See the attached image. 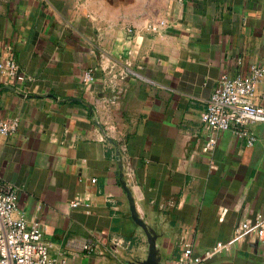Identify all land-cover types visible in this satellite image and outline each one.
I'll list each match as a JSON object with an SVG mask.
<instances>
[{"label": "crops", "instance_id": "crops-1", "mask_svg": "<svg viewBox=\"0 0 264 264\" xmlns=\"http://www.w3.org/2000/svg\"><path fill=\"white\" fill-rule=\"evenodd\" d=\"M8 54L20 67L14 77L0 70V116L20 125L0 133V175L43 225L53 257L147 256L122 178L157 233L161 264L187 240L200 253L264 214V122L249 125V144L201 118L223 73L264 61V0H0V58ZM205 264H264V237L233 240Z\"/></svg>", "mask_w": 264, "mask_h": 264}, {"label": "built area", "instance_id": "built-area-1", "mask_svg": "<svg viewBox=\"0 0 264 264\" xmlns=\"http://www.w3.org/2000/svg\"><path fill=\"white\" fill-rule=\"evenodd\" d=\"M165 19L149 23L151 29H159ZM133 27H130V31ZM19 63L11 55L0 58V70L14 77L19 70ZM94 79L91 70L85 71L83 80ZM264 82V61L253 63L246 74L229 75L223 73L201 112L204 122L216 129H235L249 134L248 143L253 144L255 134L249 125L264 122V104L257 100L258 86ZM20 117H1L0 133L9 135L18 130ZM211 142H207L208 149ZM94 181L96 179H93ZM80 200L72 201L77 206ZM89 205V202H85ZM247 234H255L259 239L264 237V214L259 213L253 219H245L236 225L233 240ZM217 241L200 253L194 251V244L187 240L174 264H205L209 259L227 252L232 241ZM89 251L97 247L89 242L83 244ZM0 264H68L65 258L58 259L50 254L49 244L44 238V228L39 221L29 219L19 207L16 187L0 175Z\"/></svg>", "mask_w": 264, "mask_h": 264}, {"label": "water", "instance_id": "water-1", "mask_svg": "<svg viewBox=\"0 0 264 264\" xmlns=\"http://www.w3.org/2000/svg\"><path fill=\"white\" fill-rule=\"evenodd\" d=\"M117 155L120 156V150H117ZM122 183L127 191L132 217L144 229L149 241V251L147 256L143 259L132 261V264H161V255L156 243L157 233L140 215L132 191L125 178H122Z\"/></svg>", "mask_w": 264, "mask_h": 264}]
</instances>
